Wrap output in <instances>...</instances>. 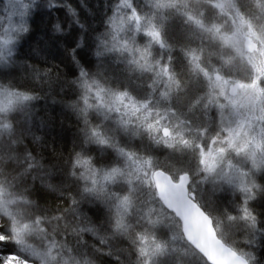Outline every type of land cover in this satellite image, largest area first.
I'll list each match as a JSON object with an SVG mask.
<instances>
[{
  "label": "snow or ice",
  "instance_id": "snow-or-ice-1",
  "mask_svg": "<svg viewBox=\"0 0 264 264\" xmlns=\"http://www.w3.org/2000/svg\"><path fill=\"white\" fill-rule=\"evenodd\" d=\"M0 264H264V0H0Z\"/></svg>",
  "mask_w": 264,
  "mask_h": 264
}]
</instances>
